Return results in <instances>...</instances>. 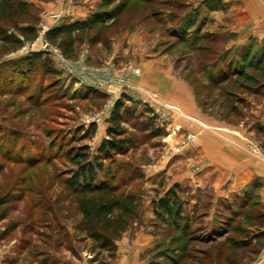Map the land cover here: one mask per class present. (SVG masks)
<instances>
[{"label": "rangeland", "instance_id": "obj_1", "mask_svg": "<svg viewBox=\"0 0 264 264\" xmlns=\"http://www.w3.org/2000/svg\"><path fill=\"white\" fill-rule=\"evenodd\" d=\"M27 1L37 36L0 54V264H92L68 184L69 152L84 146L136 193L138 216L119 240L151 228L149 264H264V203L229 193L222 169L228 146L264 160V133L245 123L264 105V47L240 44L236 29L255 25L240 0ZM104 12L114 15L74 32L71 56L47 39ZM35 51L31 70L22 61ZM111 125L130 148L105 158ZM201 175L214 184L197 186ZM171 189L186 203V233L158 213Z\"/></svg>", "mask_w": 264, "mask_h": 264}, {"label": "trees", "instance_id": "obj_2", "mask_svg": "<svg viewBox=\"0 0 264 264\" xmlns=\"http://www.w3.org/2000/svg\"><path fill=\"white\" fill-rule=\"evenodd\" d=\"M114 11V9H113ZM31 4L27 0H0V54H6L18 50L32 41L37 36L34 13H31ZM114 12L102 13L87 18L85 21H78L68 25L55 26L47 33V39L56 43L63 53L71 56L76 44L75 31L91 32L100 23L112 18ZM31 23L23 24V21ZM33 21V22H32ZM42 52H32L24 59V64L33 69L41 60ZM119 105L114 109L110 120L118 122ZM108 133L112 135L104 140L98 152L110 158L111 153L123 154L129 150L130 145L124 133L111 125ZM87 147H79L77 151L69 152V162L76 167L68 184L73 192L76 209L80 215L78 229L82 232L81 240H89L91 246L89 251L93 254L92 264H102L106 257L109 260L115 258L117 253V240L128 225L131 218L138 216L137 196L130 190L120 189L119 184L114 183L110 173L105 171L104 162L99 156L91 159L86 151ZM1 158V152H0ZM101 176V177H100ZM170 195V194H169ZM174 196V197H173ZM160 200V215H167L170 219V226L188 232L187 226L179 225L181 216V202L173 193ZM5 199H0L2 203ZM259 219L261 217H258ZM188 235L185 234L184 237ZM206 240L214 239V236L200 237ZM177 240H174V242ZM106 254V257L104 256ZM47 259L44 260V264ZM174 263L177 261L173 259Z\"/></svg>", "mask_w": 264, "mask_h": 264}, {"label": "crops", "instance_id": "obj_3", "mask_svg": "<svg viewBox=\"0 0 264 264\" xmlns=\"http://www.w3.org/2000/svg\"><path fill=\"white\" fill-rule=\"evenodd\" d=\"M240 2L241 16H244L247 19H253L255 24L254 26H251L249 28L241 26L240 29H236L237 32H239L240 36H244V38H241L240 44L247 43L249 41V38L252 36V39L257 37L255 40L259 43L258 46L262 45V47H264V0H240ZM261 110H264V105H251L250 107V113H254L256 115V119L252 120V122H249L248 118L245 119L246 125L252 127L251 131L264 133V111L263 113H261ZM224 151L225 154L223 156V161L225 163L222 169H225V172L229 173V185L227 188L229 193L235 192L239 193L240 195H257L259 196V199L257 200L264 203V160L259 157L250 155L246 151H241L240 154L237 150H234L230 146L226 147ZM215 167L219 168L221 166L218 164ZM198 178L199 179L197 180V186H199L201 183L209 185L214 184L211 179L207 180V176L205 175L198 176ZM189 181L190 180L186 179L179 181V183L186 184V182H188V184H191L189 183ZM180 186L182 187V185ZM176 189L178 188L176 187ZM171 190L163 197L166 198L171 195L173 196L174 192L173 190ZM176 195L181 202L182 211L183 206H185L186 203L185 201H182L183 199L180 197V195H178V193H175V196ZM160 216L161 218L164 217L163 214ZM181 216L186 217L185 220L182 218H179L178 220L179 225L183 226L184 223L190 220V218L186 213L184 215L183 212H181ZM208 223L209 220L206 218L204 224L207 225ZM150 224L153 225L154 223ZM143 229L144 230H141L140 232H137V234H135V236L131 239V242H129L127 234L123 235V239L121 238L118 242V250L116 253L117 257L115 259V263L113 264H149L150 261L147 260L146 253L154 246L153 243H150V238H152V229Z\"/></svg>", "mask_w": 264, "mask_h": 264}]
</instances>
